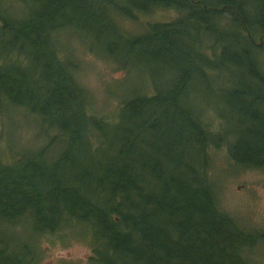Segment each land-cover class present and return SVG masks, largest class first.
<instances>
[{"label": "trees", "instance_id": "1", "mask_svg": "<svg viewBox=\"0 0 264 264\" xmlns=\"http://www.w3.org/2000/svg\"><path fill=\"white\" fill-rule=\"evenodd\" d=\"M30 1L22 17L0 10V113L25 110L53 134L30 154L0 157L2 223L31 224L33 236L79 225L92 246L87 264H254L248 252L264 232L219 208L207 176L208 149L229 134L207 129L189 86L227 73L214 92L246 121L227 153L264 170V0ZM155 6L179 14L123 34L118 17ZM66 24L113 26L127 51L105 44L99 54L127 68L132 47L148 44L176 73L162 89L122 97L110 120L94 115L59 55L55 34ZM8 241L0 264H28L31 242L12 252Z\"/></svg>", "mask_w": 264, "mask_h": 264}, {"label": "rangeland", "instance_id": "2", "mask_svg": "<svg viewBox=\"0 0 264 264\" xmlns=\"http://www.w3.org/2000/svg\"><path fill=\"white\" fill-rule=\"evenodd\" d=\"M27 3L31 1L27 0ZM27 3L25 0H0V10L3 12L8 9L14 16L22 17L26 13ZM178 14L173 7L155 6L143 13H136V17L131 19L120 16L117 20L123 34L131 35L141 33L147 22H168ZM59 18L65 21L64 17ZM112 27L104 28V32L98 26L91 30L84 29V26L80 29L66 24L58 28L55 34L59 55L72 62L69 67L73 79L89 94L91 113L109 120L117 112L122 97L130 96V93L136 92L138 88L140 91L151 93L153 89L149 85L159 86V89L164 88L170 76L176 73L178 66L173 64L172 67H168L164 64L167 62L165 58L153 57L155 47L148 44L144 47H132V58L127 68L101 55L102 53L99 54L97 51H102L105 44L116 50L125 49L118 43ZM186 38L190 40L192 33L189 37L186 35ZM83 39H88L90 43ZM201 41L202 44L208 42ZM182 46L179 44V48ZM260 46L259 60L264 67V40ZM166 58L170 60L169 57ZM226 74H221L219 78L212 74L213 78L205 81L197 77L189 86L192 99L197 104L201 120L207 129L216 134L218 130L229 134L218 145L212 144L208 149L207 176L219 208L228 213L245 230L263 233L264 170L235 163L227 153V139L231 136L234 140L238 134L245 136V128L241 126L246 121L241 120L235 111L223 104L220 101L221 97L214 92V87L220 82H227L224 79ZM52 134L38 124L37 120L31 118L25 110H13L11 114L3 111L0 113V157L8 159L13 154L21 155L25 149L27 154H30L29 151L44 145ZM101 146L103 147L104 144ZM59 148V144H56L52 151ZM31 228V224L21 227L19 222L7 225L0 220V241L9 240L11 251L16 252L21 245L18 244L19 242L29 240L33 247L31 246L29 250L31 259L28 264H87L92 246L84 229L79 225L77 228L65 226L51 232L42 231L35 236ZM32 236L33 239L30 240ZM248 257L254 264H264V238L256 242L248 252Z\"/></svg>", "mask_w": 264, "mask_h": 264}]
</instances>
